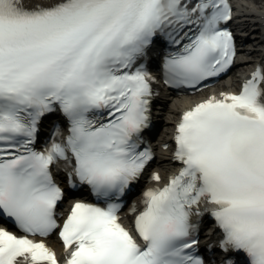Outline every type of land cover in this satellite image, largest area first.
<instances>
[{"label":"snow or ice","instance_id":"snow-or-ice-1","mask_svg":"<svg viewBox=\"0 0 264 264\" xmlns=\"http://www.w3.org/2000/svg\"><path fill=\"white\" fill-rule=\"evenodd\" d=\"M233 7L0 0V264H264V58L179 112L162 144L178 167L129 204L161 86L231 70Z\"/></svg>","mask_w":264,"mask_h":264},{"label":"bare ground","instance_id":"bare-ground-1","mask_svg":"<svg viewBox=\"0 0 264 264\" xmlns=\"http://www.w3.org/2000/svg\"><path fill=\"white\" fill-rule=\"evenodd\" d=\"M236 9L240 13V16L243 18V23L246 25V31L250 30L251 28H247L249 26L252 27L253 30H257L256 35V42L258 44H264V0H236L235 2ZM252 37V36H251ZM251 50L244 55H240L238 60L239 63V71L243 70L247 67H250L255 62V56L264 53V48H259L258 44L255 45L253 42H249ZM255 45V46H254ZM243 53V52H241ZM261 56V55H259ZM237 68V69H238ZM236 77L237 74L233 73L226 78L221 79L219 83L215 86L210 88L206 93L202 92L197 95H182V96H173L171 94H166L161 97V103L163 108L159 111H156L158 114V122L160 124L166 125V132H163L161 140L162 141H169L171 138L172 130H173V123L179 114V112L192 104L193 102L206 97L207 93L209 92H218L219 90L227 89V88H234L236 84ZM166 109L167 111L163 110ZM159 153L154 161V169L160 170L162 173L166 174L167 170L174 169L175 165L173 161L170 159V151L166 149H161L160 143H157ZM147 180V177L144 178V181ZM139 197L135 196L134 198L137 199ZM70 201H64V205H68ZM63 209V207H62ZM61 209V210H62ZM124 221H128L129 217L126 215L127 211L124 210ZM208 231V230H207ZM205 231V232H207ZM210 234V231L205 234V237ZM51 242H54L53 239H49Z\"/></svg>","mask_w":264,"mask_h":264}]
</instances>
